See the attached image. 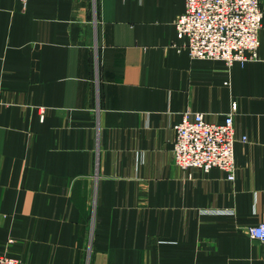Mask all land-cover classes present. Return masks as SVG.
<instances>
[{"label": "crops", "instance_id": "0c3cea01", "mask_svg": "<svg viewBox=\"0 0 264 264\" xmlns=\"http://www.w3.org/2000/svg\"><path fill=\"white\" fill-rule=\"evenodd\" d=\"M184 7L0 0V254L264 264L246 233L264 221V13L258 57L227 67L190 57L174 25ZM234 100L235 179L179 167L181 113L221 123Z\"/></svg>", "mask_w": 264, "mask_h": 264}, {"label": "built area", "instance_id": "2783aa9c", "mask_svg": "<svg viewBox=\"0 0 264 264\" xmlns=\"http://www.w3.org/2000/svg\"><path fill=\"white\" fill-rule=\"evenodd\" d=\"M263 13L261 0H185L184 10L176 16L174 25L177 37L185 40L190 57L220 60L230 67L235 61L258 57ZM237 107V102L232 101L221 123L207 120L202 112L183 111L173 125L174 162L183 169L208 171L218 167L233 181L236 177L233 116ZM240 139L245 141L247 137L242 135ZM246 233L264 242V221L248 225ZM0 264H20V261L1 253Z\"/></svg>", "mask_w": 264, "mask_h": 264}, {"label": "rangeland", "instance_id": "374dc122", "mask_svg": "<svg viewBox=\"0 0 264 264\" xmlns=\"http://www.w3.org/2000/svg\"><path fill=\"white\" fill-rule=\"evenodd\" d=\"M95 7H96V6H95V4H94V10H95Z\"/></svg>", "mask_w": 264, "mask_h": 264}]
</instances>
